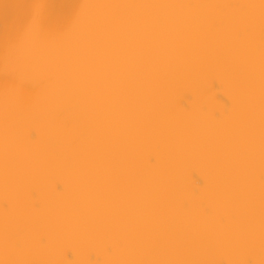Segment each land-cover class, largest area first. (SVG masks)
Listing matches in <instances>:
<instances>
[{
    "label": "bare ground",
    "instance_id": "bare-ground-1",
    "mask_svg": "<svg viewBox=\"0 0 264 264\" xmlns=\"http://www.w3.org/2000/svg\"><path fill=\"white\" fill-rule=\"evenodd\" d=\"M0 264H264V0H0Z\"/></svg>",
    "mask_w": 264,
    "mask_h": 264
}]
</instances>
